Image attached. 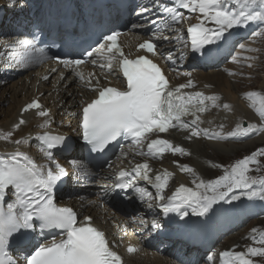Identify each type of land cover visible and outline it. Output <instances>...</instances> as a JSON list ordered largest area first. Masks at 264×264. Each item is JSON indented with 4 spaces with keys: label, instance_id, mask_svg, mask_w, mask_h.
I'll return each mask as SVG.
<instances>
[{
    "label": "snow or ice",
    "instance_id": "snow-or-ice-1",
    "mask_svg": "<svg viewBox=\"0 0 264 264\" xmlns=\"http://www.w3.org/2000/svg\"><path fill=\"white\" fill-rule=\"evenodd\" d=\"M16 3L17 0H10L9 6H15ZM152 9L170 18V23L166 22L169 29L172 24L183 22L185 17L179 9L199 13V23L187 29L190 44L188 41L184 42L185 47H190L193 57L200 54L212 58L218 54L222 42L229 40L233 29L255 24L261 30L254 31L253 35H264V0H175L173 7L165 5L163 0H152ZM148 11L149 8L145 6L141 9V14ZM206 22L212 27L206 26ZM121 35L119 31L105 35L104 42L87 55L93 57L90 63L98 64L101 70H107L109 73H113L115 62L126 81L124 90L117 87L92 88L94 73L89 74V78L85 80L84 74L79 70V66L86 61H60L65 67L74 66L78 78L98 93L95 99L82 108L78 125L82 139L91 146V151L98 153L104 152L110 143L124 138L136 146L135 154L139 156L158 158L165 152L174 155L186 154L183 148L174 147L168 140L152 139L147 144L146 152L141 146L147 139V134L165 133L170 128L190 130L189 138L201 135L197 125L201 122L200 114L209 107L206 101H211V106L216 107L219 97L205 96L201 92H183L182 89L195 87L191 79L178 87H170L161 68L151 59L143 55L130 59L125 55L123 47L118 43ZM162 39L168 40L169 37L162 36ZM17 43L26 51L35 49V53L29 52L27 57L18 59L17 64L37 62L36 54L41 58H48L44 49L35 48L32 40H19ZM240 47L243 49L245 46L241 44ZM156 49L157 44L151 39L137 46V51L146 50L153 55L156 54ZM97 56L106 62H98ZM166 59L172 64L176 63L171 54ZM185 75L190 77L191 73ZM96 83L99 84V81ZM245 98L252 101L249 107L256 112L262 124L259 127L254 124H248L246 127L237 125L236 130L228 134L232 138L264 132V96L249 92ZM223 108L230 110L228 104H224ZM31 109H40L38 115L41 117L49 115L37 101L28 104L23 111ZM184 117H192L191 122H186ZM24 123L21 119L14 129H19ZM41 127H47V124ZM202 134L209 139L224 138L220 133L210 134L207 129H204ZM12 135L11 131L0 134V139L8 141ZM36 139L39 141L40 151L54 165V169L38 165L19 151L0 156V264H21L19 258L11 254L13 247L23 253V264H122L121 257L112 250L104 232L91 225V217L85 216L83 221H78L77 213L72 208L59 207L54 201V190L68 176V171L54 158L53 150L65 145V138L45 133ZM14 142L17 145L28 143L27 140L21 139ZM66 147L70 148L71 144L68 143ZM121 154L123 155V152ZM259 156H264V149H258L250 156L236 161L230 170L225 169L224 175L215 180H199L197 183L194 179L195 189L180 185L170 197H165L163 193L172 173L165 170L162 175L153 178L149 175L151 169L147 162L136 164L131 171H118L113 189H119L121 192L132 190L141 200L145 196H151L146 189L138 186V179L156 189L155 199L161 202L157 206L162 208L165 214L176 213L183 219L189 215L190 209L192 215L203 217L214 204L220 202L231 204L242 197L250 201L258 199L264 202V177L249 175L252 171L250 165H258ZM69 163L78 172L86 167L75 159ZM180 168L182 172H193V169L186 165H181ZM87 174L92 173L89 170ZM107 194L106 192L105 195ZM8 197L12 199L9 200ZM148 207L151 208L152 205L149 204ZM141 223L146 224L144 221ZM151 227L159 229L160 224L154 220ZM37 228L40 234L45 230L58 229L62 235L58 240L34 243L33 234ZM251 231L256 233L257 229L253 228ZM252 241L262 247H248L246 252L224 251L220 253L222 264H253L249 257H264V234L258 239L253 236ZM127 251L134 254L137 249L129 246ZM212 259L213 257H208V260Z\"/></svg>",
    "mask_w": 264,
    "mask_h": 264
},
{
    "label": "bare ground",
    "instance_id": "bare-ground-1",
    "mask_svg": "<svg viewBox=\"0 0 264 264\" xmlns=\"http://www.w3.org/2000/svg\"><path fill=\"white\" fill-rule=\"evenodd\" d=\"M3 0H0V5ZM4 34L10 32L9 28H5L1 31ZM14 39L11 37H5L0 35V53L3 48L7 47L6 43H12ZM124 42L131 46L129 50L133 51L135 45L142 43L136 36H130L125 38ZM249 42H246V44ZM263 46V45H262ZM261 46V47H262ZM96 77V80H99ZM197 79L200 84L206 85L210 92H216L219 100L217 105L228 104L230 110H223L221 112L211 111L209 116L215 121H220L228 125V129L239 123L242 119L250 116L248 110L243 106L239 100V94L235 91L243 87L245 83L239 84L235 82V86L231 83L234 80L231 76L225 77L220 71H208L200 72L197 74ZM22 85L20 90L21 99L17 101L12 110L7 111V116L0 122V129H7L15 124L16 119L21 111V108L30 103L33 99L38 98V103L42 106L46 112L49 113L46 122L52 123V126L56 129L66 132L67 136L75 140L78 144L76 134L74 132V112L76 101L79 97H85L81 101V105L85 106L91 101V97L85 92L81 91L75 84L73 79L66 74L64 79L61 76L52 72L51 69H33L26 73L23 77L19 78L12 85ZM6 85H0V89ZM2 97H0V102ZM24 118L27 120L28 127L20 129L19 134L25 133L33 125H36L38 121L31 115L26 114ZM75 137V138H73ZM176 138V136H174ZM180 140V139H178ZM247 142V141H246ZM183 143V142H182ZM245 143V142H243ZM231 144V143H202L200 141H194L192 143H183L190 152L192 157L189 160L193 168L194 177H211L214 171V167L209 165L212 161L221 162L223 158L233 156L234 153L246 150L255 144H264V132L261 133L257 139L252 140L246 144ZM208 151H211L210 154ZM172 177L170 185L181 182V176L177 169L171 168ZM174 185L171 187L174 190ZM71 208L78 212L88 213L94 217V222L99 224L101 219L103 220L107 213L105 210H98L93 200H82L80 197L72 199L68 202ZM99 213V214H97ZM101 213H104L101 215ZM233 244L229 243L227 246ZM165 258H153L146 252H140L136 256L128 259V264H164Z\"/></svg>",
    "mask_w": 264,
    "mask_h": 264
},
{
    "label": "rangeland",
    "instance_id": "rangeland-1",
    "mask_svg": "<svg viewBox=\"0 0 264 264\" xmlns=\"http://www.w3.org/2000/svg\"><path fill=\"white\" fill-rule=\"evenodd\" d=\"M2 3H4V2H2ZM2 3H1V5H2ZM253 30L256 31L257 29L255 27H253ZM261 36L264 39V35H261ZM257 38L258 37L253 35L249 39V41H248L249 43H247L246 47L244 48L245 52H248V54L251 56L260 55V53L264 52V40L260 43L254 44V41L257 40ZM247 48L255 49V51H249V50H247ZM251 58L252 57H248V59H250V60H251ZM259 58H260V56H259ZM262 63H263V65H261L260 68H257L256 71L254 72V75H256L255 79H253L252 81H246L245 79H243L245 81H241V80L236 81L241 85H242V83L246 84L247 82H251L253 84V86H249V88H251V89L255 88V90L256 89L260 90V92H258V93L261 94V96H262V91L264 90V61H262ZM249 64H253V61H251V62L246 61V65H249ZM245 70L246 71H241V73H238V77H241V74H245V73H247V71H250L251 69L245 68ZM231 77L235 79V76H231ZM15 81L16 80L12 81L11 83L7 84L6 86H4L0 89V97H2V100L0 102V122L7 116V111L9 109L12 110L13 107L15 106V104L17 103V101L21 99L20 90L22 89V85H16L13 87L12 85L14 84ZM231 81H233V80H231ZM231 83L233 84V86H235V82H231ZM243 90H244V86L240 87L239 90L236 89L235 91L240 95L243 92ZM73 138H75V137H73ZM249 142H251V141H247L243 144H246ZM258 149H264V144L263 143L255 144L254 146H252L246 150L238 151V152L234 153L235 155L223 158L221 160V162H217L214 164H215V166H216V164H219V163L220 164H227V163L231 162L232 160H236L242 156L249 155L250 153L257 151ZM210 152L211 151H208L209 154H210ZM258 158H259V164H258L257 168H261L264 170V156H259ZM76 198H78V197H76ZM97 209L103 210V209H100L98 207H97Z\"/></svg>",
    "mask_w": 264,
    "mask_h": 264
}]
</instances>
